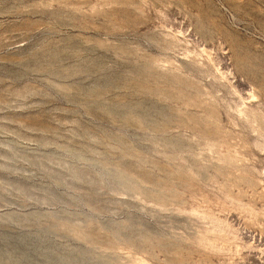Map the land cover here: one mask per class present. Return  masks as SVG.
<instances>
[{
	"label": "rangeland",
	"instance_id": "rangeland-1",
	"mask_svg": "<svg viewBox=\"0 0 264 264\" xmlns=\"http://www.w3.org/2000/svg\"><path fill=\"white\" fill-rule=\"evenodd\" d=\"M264 264V0H0V264Z\"/></svg>",
	"mask_w": 264,
	"mask_h": 264
},
{
	"label": "bare ground",
	"instance_id": "bare-ground-1",
	"mask_svg": "<svg viewBox=\"0 0 264 264\" xmlns=\"http://www.w3.org/2000/svg\"><path fill=\"white\" fill-rule=\"evenodd\" d=\"M14 264H15V262H14ZM18 264V263H17Z\"/></svg>",
	"mask_w": 264,
	"mask_h": 264
}]
</instances>
